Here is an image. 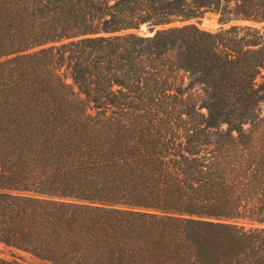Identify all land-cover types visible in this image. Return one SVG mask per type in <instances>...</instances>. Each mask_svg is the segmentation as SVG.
Returning <instances> with one entry per match:
<instances>
[{
  "label": "trees",
  "instance_id": "1",
  "mask_svg": "<svg viewBox=\"0 0 264 264\" xmlns=\"http://www.w3.org/2000/svg\"><path fill=\"white\" fill-rule=\"evenodd\" d=\"M207 12L216 32L186 24ZM260 23L264 0H0V244L264 264Z\"/></svg>",
  "mask_w": 264,
  "mask_h": 264
},
{
  "label": "rangeland",
  "instance_id": "2",
  "mask_svg": "<svg viewBox=\"0 0 264 264\" xmlns=\"http://www.w3.org/2000/svg\"><path fill=\"white\" fill-rule=\"evenodd\" d=\"M184 24L185 23H174L170 26H166L165 28L180 27V26H183ZM186 24H194L199 29L208 31V32H216L220 28V25L218 23V16L212 12H207L203 14L201 17H199L198 19L192 20ZM247 25L253 26L256 29H259L260 31L264 32V23H260L256 25L255 24H247ZM153 32H149L146 26H142L138 34L143 35V36H151ZM180 77H181L182 83H178V84L182 87V89H184L189 84L187 74H181ZM258 81H260V79H258ZM185 97L188 99L189 102H192L193 104L196 105V107H198L201 101L203 100L204 95L200 87L195 85L191 90L187 91V93L185 94ZM199 113L204 115L205 110L201 109L199 110ZM259 118L260 119L264 118V107L263 106L259 107ZM244 128L247 129L248 126H245ZM221 130L224 131L225 126H222ZM0 259L4 261L17 262L19 264H51L47 261L37 259L28 253L19 251L17 249L8 248L2 244H0Z\"/></svg>",
  "mask_w": 264,
  "mask_h": 264
}]
</instances>
